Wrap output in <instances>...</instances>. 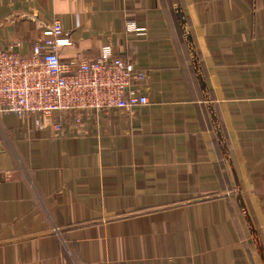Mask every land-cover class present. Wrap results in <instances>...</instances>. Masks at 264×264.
<instances>
[{"label": "crops", "instance_id": "0c3cea01", "mask_svg": "<svg viewBox=\"0 0 264 264\" xmlns=\"http://www.w3.org/2000/svg\"><path fill=\"white\" fill-rule=\"evenodd\" d=\"M55 20L148 104L0 111V264H264V0H0V50Z\"/></svg>", "mask_w": 264, "mask_h": 264}, {"label": "built area", "instance_id": "2783aa9c", "mask_svg": "<svg viewBox=\"0 0 264 264\" xmlns=\"http://www.w3.org/2000/svg\"><path fill=\"white\" fill-rule=\"evenodd\" d=\"M143 32L135 22L127 24L128 34ZM71 45L62 24L55 20L28 51L0 50V111L17 117L53 118L148 104V98L136 91L145 73L132 62L106 46L96 59L63 63L60 50ZM54 129L61 134V122Z\"/></svg>", "mask_w": 264, "mask_h": 264}, {"label": "water", "instance_id": "95a60500", "mask_svg": "<svg viewBox=\"0 0 264 264\" xmlns=\"http://www.w3.org/2000/svg\"><path fill=\"white\" fill-rule=\"evenodd\" d=\"M180 17L182 18V20H183V14L182 13H180ZM186 35H187V33H186ZM187 39H188V41L191 43V38L187 35ZM195 63H197L196 61H195ZM200 80H201V83H202V86H206V84L205 83H203V79H202V77H200Z\"/></svg>", "mask_w": 264, "mask_h": 264}]
</instances>
